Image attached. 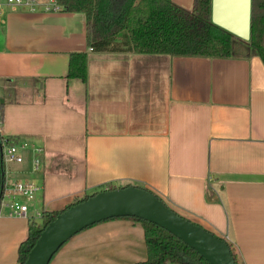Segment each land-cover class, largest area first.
<instances>
[{
    "label": "crops",
    "instance_id": "crops-1",
    "mask_svg": "<svg viewBox=\"0 0 264 264\" xmlns=\"http://www.w3.org/2000/svg\"><path fill=\"white\" fill-rule=\"evenodd\" d=\"M86 27L85 13L64 8L0 17L1 133L44 149L37 171L30 148L6 164L5 186L43 185L34 217L104 183L143 185L233 243L240 264H264V61L94 51ZM78 51L88 53L86 81L67 76ZM29 217L0 205V264H18ZM146 258L142 224L116 217L74 235L49 264Z\"/></svg>",
    "mask_w": 264,
    "mask_h": 264
},
{
    "label": "trees",
    "instance_id": "trees-1",
    "mask_svg": "<svg viewBox=\"0 0 264 264\" xmlns=\"http://www.w3.org/2000/svg\"><path fill=\"white\" fill-rule=\"evenodd\" d=\"M58 1L68 11L85 13L87 43L94 51L207 57L257 55L264 61V0H252L251 37L248 41L212 21V0H194L192 8L182 7L173 0ZM67 76L87 80L86 51L71 53ZM3 107L0 101L1 122ZM4 137L17 141L16 138L4 136L0 132V201L5 187V163L2 155ZM126 185L131 183H104L90 194L75 197L62 209H43L40 218L29 217L28 235L18 247V264H24L41 231L61 211L99 191ZM123 217L140 222L144 228L147 258L136 264H211L197 250L164 227L137 217ZM228 242L236 264H240L236 247Z\"/></svg>",
    "mask_w": 264,
    "mask_h": 264
},
{
    "label": "water",
    "instance_id": "water-1",
    "mask_svg": "<svg viewBox=\"0 0 264 264\" xmlns=\"http://www.w3.org/2000/svg\"><path fill=\"white\" fill-rule=\"evenodd\" d=\"M251 14L252 0H212V21L246 41L251 37ZM123 216L164 227L211 264H236L226 239L181 215L154 191L136 184L99 191L61 211L41 231L24 264H49L80 231Z\"/></svg>",
    "mask_w": 264,
    "mask_h": 264
},
{
    "label": "built area",
    "instance_id": "built-area-1",
    "mask_svg": "<svg viewBox=\"0 0 264 264\" xmlns=\"http://www.w3.org/2000/svg\"><path fill=\"white\" fill-rule=\"evenodd\" d=\"M63 6L58 0H0V17L11 11H58ZM1 101V95H0ZM2 122L0 121V132ZM30 148L33 151L32 170H39L42 163L43 147L40 145H29L24 141L2 140V155L5 165L11 162H23L25 154L23 151ZM43 185L34 180H18L4 187L0 205L8 209L9 215L29 217V202L36 199L42 191ZM42 216V210L36 212V218Z\"/></svg>",
    "mask_w": 264,
    "mask_h": 264
}]
</instances>
